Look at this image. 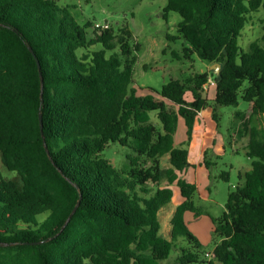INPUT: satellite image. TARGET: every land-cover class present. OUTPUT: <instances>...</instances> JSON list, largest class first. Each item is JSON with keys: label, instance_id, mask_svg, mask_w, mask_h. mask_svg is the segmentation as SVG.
<instances>
[{"label": "trees", "instance_id": "1", "mask_svg": "<svg viewBox=\"0 0 264 264\" xmlns=\"http://www.w3.org/2000/svg\"><path fill=\"white\" fill-rule=\"evenodd\" d=\"M164 1V17L181 18L184 58L195 54L220 69L138 96L128 30L99 27L89 36L91 24H78L57 0H0V162L15 173L0 175V264H158L179 239L188 247L178 263H198L202 248L184 214L201 211L195 185L178 177L189 166L188 149L174 144L178 119L189 143L201 115L218 123V107L239 99L249 107L235 113V140L247 137L241 149L253 162L222 215L211 217L207 264H264V34L247 51L238 46L264 0ZM96 44L101 49L90 51ZM116 47L119 54L107 55ZM110 143L133 149L123 169L102 157ZM172 185L183 202L167 240L158 213Z\"/></svg>", "mask_w": 264, "mask_h": 264}, {"label": "rangeland", "instance_id": "2", "mask_svg": "<svg viewBox=\"0 0 264 264\" xmlns=\"http://www.w3.org/2000/svg\"><path fill=\"white\" fill-rule=\"evenodd\" d=\"M61 7H67L69 15L80 25L90 23L87 29L90 36L99 25L100 28L110 27L111 31L118 35L121 29L130 32L129 46L133 60V87L138 96H145L150 90L159 91L169 80L184 81L195 73L213 71L211 65L200 60L195 54L190 58H184L182 50L187 44L178 38L177 26L181 18L176 13H168L164 17V0H57ZM264 34V12L250 14L248 21L238 38V46L247 51L251 43L259 42ZM101 46L96 44L90 51H97ZM119 54V48L108 51L107 55ZM180 56V58L176 57ZM209 95L213 94L215 88H206ZM248 104L239 99L238 105L218 107L219 121L215 123L206 118V137H193L187 142L186 127L183 119H179L175 147L189 150L190 165L186 169L193 174L196 182V194L194 204L201 211L199 216L191 212L184 214V222L189 232L201 245L200 261L195 264H207L209 257L204 253H211L214 248L212 239L211 217H219L224 212L229 190L235 186H241L243 179L239 174H244L251 169L253 159L246 157L241 143L235 139L239 122L235 118L236 112L248 110ZM184 131L182 132V130ZM201 127L196 129L200 131ZM185 138L184 145L178 140ZM247 139V137H245ZM237 142V143H235ZM181 145V146H180ZM216 145L218 147H216ZM206 161L210 162L209 168L197 166L201 154ZM216 148V149H215ZM237 149V153L234 150ZM133 149L123 147L116 143H110L103 151L102 157L117 168L123 169L128 164L127 155H134ZM161 167H169L168 157L160 159ZM199 168L198 175L193 169ZM227 173L228 179L223 180L220 175ZM0 175L5 179L15 176L14 172L7 171L0 162ZM188 180V178H187ZM171 208V205L164 207ZM164 210V209H163ZM161 227L164 228V215L159 213ZM218 240H216L217 242ZM180 247H188L185 240L179 239L172 247L169 257L158 264H179L177 258L180 256ZM218 264V263H216Z\"/></svg>", "mask_w": 264, "mask_h": 264}, {"label": "crops", "instance_id": "3", "mask_svg": "<svg viewBox=\"0 0 264 264\" xmlns=\"http://www.w3.org/2000/svg\"><path fill=\"white\" fill-rule=\"evenodd\" d=\"M214 94H215V91L213 92V94H211V95H209V91L207 90V95H208V99H213V97H214ZM209 116H203V115H201L199 118H198V123H196V125L194 126V128H193V130H192V138L191 139H193V137H195V138H197V137H201V136H204V137H206V131H207V126H206V122H205V119L206 118H208ZM210 118V117H209ZM180 119V118H179ZM179 119H178V122H179ZM211 120V119H210ZM212 121V120H211ZM184 122V121H183ZM178 125V124H177ZM185 125V124H184ZM199 127H201V130L200 131H196V132H194L196 129H198ZM186 129V128H185ZM184 131V129L182 130V132ZM177 133V132H176ZM176 133H175V138H176ZM186 135V134H185ZM175 138H174V142H175ZM246 141H247V139H241V141H240V143L242 144V146H244V145H246ZM178 142H179V144H181V145H184V142H185V138H180L179 140H178ZM180 145V146H181ZM216 147H218L217 145H216ZM216 149V148H215ZM200 151H201V154H200V156H199V158H198V161H197V166L198 167H203V168H205L204 166H203V161H204V158H203V156H202V147H200ZM188 152H189V150H188ZM189 165H190V155H189ZM189 167V166H188ZM187 167V168H188ZM187 168H185L184 170H183V172L182 173H179L178 174V177L180 178V179H183V180H185L186 182H188V183H190V184H193V185H195L196 184V182H194V179H193V174L191 175V174H189L188 172H187ZM187 169V170H186ZM193 171H194V173L196 172V174L198 175V173H199V168H195V169H193ZM187 178H188V180H187ZM195 187H196V185H195ZM170 189L172 190V198H171V201L169 202V204L168 205H171V208H161L160 209V211H159V213L162 211V214L164 215V228L163 227H161V224H160V234L164 237V238H166L167 240H169L170 239V229H171V226H170V220H171V217H172V215H173V213H174V211H175V209L183 202V199H182V197H181V195H180V192H179V189L175 186V185H172L171 187H170ZM164 209V210H163ZM159 213H158V220H159ZM159 223H160V220H159Z\"/></svg>", "mask_w": 264, "mask_h": 264}, {"label": "water", "instance_id": "4", "mask_svg": "<svg viewBox=\"0 0 264 264\" xmlns=\"http://www.w3.org/2000/svg\"><path fill=\"white\" fill-rule=\"evenodd\" d=\"M29 51L31 52V54L35 57L34 53L32 52L31 48L29 47ZM212 70L214 71V73L217 75L220 69V65L219 64H214L211 65ZM40 80L42 82V78L40 77ZM39 126H40V131L42 132V117L41 115H39ZM44 148L46 153H48V150L46 148V145L44 144Z\"/></svg>", "mask_w": 264, "mask_h": 264}, {"label": "built area", "instance_id": "5", "mask_svg": "<svg viewBox=\"0 0 264 264\" xmlns=\"http://www.w3.org/2000/svg\"><path fill=\"white\" fill-rule=\"evenodd\" d=\"M96 28H99V25H96ZM102 28H103V26H102ZM209 86H212V87H214V86H215V82H214V80H213V79H209V81H208V84H207L206 88H208ZM205 256H206V257H209V256H210V254H209V253H207V254H205Z\"/></svg>", "mask_w": 264, "mask_h": 264}]
</instances>
